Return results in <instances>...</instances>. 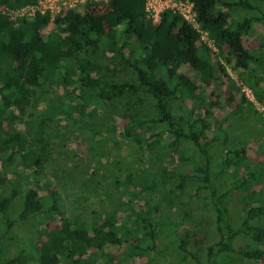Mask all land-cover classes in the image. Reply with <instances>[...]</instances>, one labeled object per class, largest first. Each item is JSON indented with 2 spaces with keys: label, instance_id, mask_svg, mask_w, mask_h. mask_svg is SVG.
<instances>
[{
  "label": "trees",
  "instance_id": "16d2710c",
  "mask_svg": "<svg viewBox=\"0 0 264 264\" xmlns=\"http://www.w3.org/2000/svg\"><path fill=\"white\" fill-rule=\"evenodd\" d=\"M35 1L0 4L19 8ZM108 4L103 12L87 3L85 9L70 8L53 18L35 12L10 19L0 12V264H121L108 247L125 245V258L151 256L161 252L164 239L178 252L173 264H261L264 199L244 207L236 223L228 207L233 192L257 183L260 172L247 164L243 146L230 144L220 167L212 168L205 132L214 102L205 101L199 84L181 70L192 69L208 85L216 69L209 47L177 13L166 11L154 23L146 15L145 0ZM193 8L200 28L242 76L251 64L262 62L264 39L254 52L243 36L253 34L255 23H264V0H193ZM50 23L54 29L45 35ZM108 53L112 60L103 61ZM110 63L129 69L131 77L118 80ZM71 83L77 89L69 90ZM71 100L106 110L107 117L92 128L95 134L110 132L114 143L119 140L113 116L123 120L125 157L102 155L103 162L88 172L101 201L89 211L90 219L65 216L49 182L40 181L51 150L48 123L84 114V106ZM43 102L45 111L39 107ZM27 105L33 111L24 134L13 126L14 110L22 112ZM215 128L214 138L225 137V129ZM171 153L179 155L174 164L167 160ZM128 159L147 163V179L134 177ZM243 164L244 174L223 188L224 172ZM39 190H48L46 197ZM185 191L191 199L204 194L213 214L211 235L204 233L208 238L200 240L198 249L190 244L194 224L173 213ZM130 204L132 213L121 211ZM16 225L32 237L20 238ZM9 249L14 251L7 255Z\"/></svg>",
  "mask_w": 264,
  "mask_h": 264
},
{
  "label": "rangeland",
  "instance_id": "374dc122",
  "mask_svg": "<svg viewBox=\"0 0 264 264\" xmlns=\"http://www.w3.org/2000/svg\"><path fill=\"white\" fill-rule=\"evenodd\" d=\"M4 7L5 5L0 4V12L7 18L12 19L13 14L4 11ZM108 7L109 4L103 1L93 4V9L96 12H103ZM75 9L82 10L81 6ZM55 15L56 13L51 17L53 18ZM51 29H54L52 23L45 28L44 34L46 35ZM261 38L264 39V23H255L253 34L243 36L244 45L255 52L259 44L258 40H261ZM209 49L211 61L216 69L213 71V79L210 80L208 85H203L199 80V74L192 69L183 67L181 70L188 73L199 84V88L203 90L201 94L205 101L214 102V106L210 110L213 120H210V128L205 132V139H208L211 143L212 168L217 170L220 167L221 154L226 146L230 144L232 146H243L246 151L247 164L250 167H255L260 172L257 183L247 188L235 190L229 198V211L233 216L232 221L236 223L238 218L242 216L244 207L254 200L264 199V55H262L260 64H251L242 76L241 70L235 69L232 64L227 63L224 57L225 54L221 53L219 49L212 47H209ZM128 50L129 48L126 47L124 51L127 52ZM108 57H111L110 53L104 55L103 61L110 62L112 59L108 60ZM110 67L114 69L112 74L115 77L118 76V80L131 77V75H128L129 69H124L118 63L114 65L110 63ZM75 88L76 85L71 83L68 89ZM256 91L258 94H255ZM241 96L245 100L241 101ZM71 103L83 105L84 114L79 117L75 114V119L57 117L54 122L48 123V131L51 133L48 137V143L51 150L49 156H46V162L41 170L40 181L49 182L51 189L57 194L60 205L66 211L65 216L82 214L83 217L90 219L89 211L98 207L101 201L98 191H95L93 184L88 182V172L96 167L98 162H103L102 155L120 160L125 157L127 150L125 144L120 140L123 120L121 117L113 116L117 123L115 138L119 140L118 143H114L110 138L112 137L110 132L104 130L102 134H95L96 129L92 128L99 120L107 117L106 110L103 111V109H100L101 107H93L88 104L84 105L81 100H71ZM238 105H241V112L235 114L234 110ZM39 107L43 110L45 108L44 102L40 103ZM14 111L16 116L13 120V126L25 134L28 126L26 122L33 108L27 105L22 112L19 110ZM217 125L221 129H225V137L219 135V138H214L217 135L215 128ZM245 129L249 130L246 131ZM187 152L190 151L187 149ZM178 156L176 153H171L167 160L172 161L174 164L178 161ZM144 163L138 160L130 161V159L127 161V164L134 170V177L141 180L147 179L146 174H148L147 171L143 170L147 165V163ZM244 171V164L226 170L221 177L224 182L223 188H228L231 180L240 177L244 174ZM98 190L100 191L101 188H98ZM47 192L48 190H39L40 195L43 197H46ZM250 194L251 196H249ZM177 200L178 203L182 202L183 204L176 205L177 208L173 213L184 219V223L187 225L194 224L190 244L198 249L201 246L200 240L208 238L205 237L204 233L208 232L211 235L209 227L213 221V214L205 204L204 194L191 199L188 191H185V193L178 196ZM134 207L130 204L121 211L132 213ZM14 230L18 232L20 238L32 237V232L24 226L16 225ZM163 245L160 253H153L151 256L133 255V258H125L127 255L125 245L108 247L107 249L112 250L122 259L121 264H127L129 261L131 264H173L179 256L178 252L171 241L167 242L164 239ZM13 251L14 249H9L6 254L9 255ZM244 264L255 263L246 262ZM261 264H264V260Z\"/></svg>",
  "mask_w": 264,
  "mask_h": 264
},
{
  "label": "built area",
  "instance_id": "2783aa9c",
  "mask_svg": "<svg viewBox=\"0 0 264 264\" xmlns=\"http://www.w3.org/2000/svg\"><path fill=\"white\" fill-rule=\"evenodd\" d=\"M98 1L108 3V0H36L32 4H26L19 8L4 7L3 10L8 13H12V19H14L16 16H26L30 18L35 12H48L53 15L55 13L57 14L78 6H81L82 9H85V4H94ZM144 9L146 15L154 22H158L161 19L162 14L166 11L181 15L199 32L200 40L203 43H205L208 47L216 48L212 41L208 38L206 32L200 28L196 20L195 11L193 8V0H145Z\"/></svg>",
  "mask_w": 264,
  "mask_h": 264
}]
</instances>
